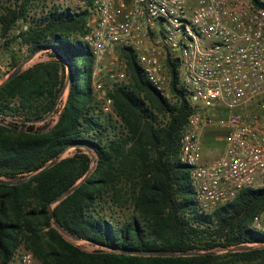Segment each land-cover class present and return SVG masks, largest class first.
Segmentation results:
<instances>
[{
    "label": "trees",
    "instance_id": "1",
    "mask_svg": "<svg viewBox=\"0 0 264 264\" xmlns=\"http://www.w3.org/2000/svg\"><path fill=\"white\" fill-rule=\"evenodd\" d=\"M2 1L1 35L27 22L19 45L28 46L27 55L49 53L0 87V119L37 120L0 122V179L30 175L0 182V264H11L19 248L40 264H264V228L252 223L264 210V184L241 189L211 212L199 208L190 167L180 159L191 107L177 63L166 61L167 97L124 49L129 79L108 86L112 111L104 112L92 82L93 56L79 39L88 9H61L47 0ZM37 6L40 11L30 13ZM5 41L9 47L16 39ZM24 58L10 52L13 67ZM65 87L66 101L51 123ZM55 221L95 248L73 242ZM239 245L244 248L232 250ZM186 250L199 253H141Z\"/></svg>",
    "mask_w": 264,
    "mask_h": 264
},
{
    "label": "built area",
    "instance_id": "2",
    "mask_svg": "<svg viewBox=\"0 0 264 264\" xmlns=\"http://www.w3.org/2000/svg\"><path fill=\"white\" fill-rule=\"evenodd\" d=\"M83 4L88 14L79 39L93 56L92 82L104 112L112 111L106 83L127 79V65L120 60L124 49L136 55L146 79L167 97L166 61L177 63L178 80L189 92L191 107L180 140V159L190 167L199 208L211 212L241 189L263 185L264 0H86ZM52 5L64 9L68 0H52L48 6ZM27 28L22 23L12 32L18 37ZM58 102L64 105L61 98ZM207 128L223 132L222 150L204 161L202 138ZM252 223L264 228V210ZM11 264L40 263L31 251L19 248Z\"/></svg>",
    "mask_w": 264,
    "mask_h": 264
},
{
    "label": "rangeland",
    "instance_id": "3",
    "mask_svg": "<svg viewBox=\"0 0 264 264\" xmlns=\"http://www.w3.org/2000/svg\"><path fill=\"white\" fill-rule=\"evenodd\" d=\"M84 1H86V0H68V6H71V7H78V6L79 7H83V5H84L83 2ZM51 2H52V0H47V3H51ZM2 3H3V1L0 0V8L3 5ZM40 7L41 6L33 7L32 8L33 11H30V13H33L34 11H36V12L40 11ZM22 23H27V22H21V23H19V25H21ZM13 38H15L16 41H11L10 44H9V47L6 46L5 45V42H6L5 40H7V39L10 40V39H13ZM18 40H20V38L17 37V35H14L13 32L6 39H3V36H2V39H0V79H2V78L4 79L5 78V74L8 71H10V70L12 72L14 70V68H15V67H13L12 61L10 59V52L11 51L16 52L19 56H22V57H25V58L29 56V55H27L28 54V49H27L28 46L26 45L27 46L26 49L22 50V47H21V45H19ZM48 53H49V51H47V50H42V51L36 52L34 54L33 58L24 65L23 69L28 67V66H30V65H32V64H34L37 61H41V60H44V59L48 58ZM120 60L125 62L126 65H127L126 73H127V79H129L128 63H127V59L124 56L123 52H122V55L120 57ZM127 79H126V81H128ZM1 82H3V80H1ZM106 85H107V88H108V86L110 84L106 83ZM167 90H168L169 95H171L169 82H168ZM67 92H68V88L65 87V90H64V92H63V94L61 96V99L64 102L66 101ZM62 106H63L62 102L60 104L58 102V104L56 106V112L53 113L50 116V118H49L50 119L49 121L51 123H54L56 121L57 113L60 110V108H62ZM15 118L19 119L18 117H15ZM6 121L7 122H14V123H21V122L14 121L12 118H7ZM222 133L223 132L221 130H218V129H215V128H207L204 131V135H203V138H202L203 160L204 161H208V160L218 156L221 153V150H222V135H223ZM71 152H72V149H68L62 154V156L69 155ZM257 185L260 186L262 184L260 182H258ZM71 240L73 242H75L76 244L80 245L81 247H83L84 249L93 250L95 248L94 245H91V244H89V243H87L85 241L74 240V239H71ZM216 251L217 252H223V249H216Z\"/></svg>",
    "mask_w": 264,
    "mask_h": 264
},
{
    "label": "water",
    "instance_id": "4",
    "mask_svg": "<svg viewBox=\"0 0 264 264\" xmlns=\"http://www.w3.org/2000/svg\"><path fill=\"white\" fill-rule=\"evenodd\" d=\"M33 56H34V54H30L23 61H21L18 65H16L15 68H14V70L5 78V80H3V82L0 83V87L2 85H4L5 83L9 82L11 79H13L23 69L24 65L33 58ZM51 113H52V110L50 112H48L45 116H43L39 121L45 120L46 118H48L50 116ZM13 120L14 121H17V122L26 123V124L33 123V122H37V120H26V119H16V118H13ZM0 122L3 123V124L9 125V126L12 125L11 123H8L7 121L2 120V119H0ZM54 162H55V160L49 162L41 170H44V169L48 168ZM89 172L90 171H88V173L86 174V176L89 174ZM29 177H30V175H27V176H24V177H21V178L10 179V180L0 179V182L6 183V184H14V183L21 182L22 180L27 179ZM85 177L81 181H79L78 183H76L74 186L70 187L65 192H63L60 196H58L57 198H55L53 200V204H55L58 201H60L66 195L70 194L79 185V183L82 182L85 179ZM50 214H51V216H53L52 211H50ZM53 219H54V217H53ZM55 225L68 238L74 239V240H78V237L73 236V235H70L69 233H67L61 226H59L57 224L56 221H55ZM243 248H244V246L239 245V246H236V247L232 248V250H238V249H243ZM141 253L142 254H147V255H157V256H159V255H176V254H178V255H195V254H198L199 252L198 251H194V250H186V251H182V252H178V253L168 252V251H148V252H141Z\"/></svg>",
    "mask_w": 264,
    "mask_h": 264
},
{
    "label": "crops",
    "instance_id": "5",
    "mask_svg": "<svg viewBox=\"0 0 264 264\" xmlns=\"http://www.w3.org/2000/svg\"><path fill=\"white\" fill-rule=\"evenodd\" d=\"M67 95H68V92H67ZM67 95H66V98H67Z\"/></svg>",
    "mask_w": 264,
    "mask_h": 264
}]
</instances>
